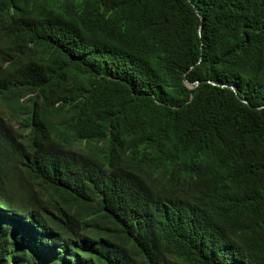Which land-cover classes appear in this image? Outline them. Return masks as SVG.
<instances>
[{
	"label": "trees",
	"instance_id": "obj_1",
	"mask_svg": "<svg viewBox=\"0 0 264 264\" xmlns=\"http://www.w3.org/2000/svg\"><path fill=\"white\" fill-rule=\"evenodd\" d=\"M0 97V264H264V0H0Z\"/></svg>",
	"mask_w": 264,
	"mask_h": 264
},
{
	"label": "clouds",
	"instance_id": "obj_2",
	"mask_svg": "<svg viewBox=\"0 0 264 264\" xmlns=\"http://www.w3.org/2000/svg\"><path fill=\"white\" fill-rule=\"evenodd\" d=\"M3 103L4 102L2 101V99L0 97V115L4 116L5 119H7L8 123H10L12 125V122L9 120V118L2 113V111L5 110V108H7V107L3 106Z\"/></svg>",
	"mask_w": 264,
	"mask_h": 264
},
{
	"label": "water",
	"instance_id": "obj_3",
	"mask_svg": "<svg viewBox=\"0 0 264 264\" xmlns=\"http://www.w3.org/2000/svg\"><path fill=\"white\" fill-rule=\"evenodd\" d=\"M201 18H202V20H203V17L201 16ZM201 28H202V24H201V26H200V30H201ZM200 60H201V58H200ZM186 82H187V84L189 85V86H194V83H191V82H189L188 80H186ZM222 86H226V85H222ZM233 87V86H232Z\"/></svg>",
	"mask_w": 264,
	"mask_h": 264
}]
</instances>
